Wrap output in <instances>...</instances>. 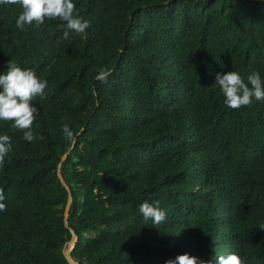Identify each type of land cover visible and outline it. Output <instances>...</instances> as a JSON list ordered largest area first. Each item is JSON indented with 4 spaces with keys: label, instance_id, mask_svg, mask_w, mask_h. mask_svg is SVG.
Instances as JSON below:
<instances>
[{
    "label": "trees",
    "instance_id": "obj_1",
    "mask_svg": "<svg viewBox=\"0 0 264 264\" xmlns=\"http://www.w3.org/2000/svg\"><path fill=\"white\" fill-rule=\"evenodd\" d=\"M72 3L89 25L67 39L60 20L21 30L19 7L0 5V70L15 63L46 82L30 142L0 121L11 144L0 264H69L71 229L78 264H163L184 252L215 264L226 251L264 264V102L227 108L214 84L231 70L264 83V0ZM153 200L165 212L156 225L138 213Z\"/></svg>",
    "mask_w": 264,
    "mask_h": 264
},
{
    "label": "clouds",
    "instance_id": "obj_2",
    "mask_svg": "<svg viewBox=\"0 0 264 264\" xmlns=\"http://www.w3.org/2000/svg\"><path fill=\"white\" fill-rule=\"evenodd\" d=\"M0 5L18 6L20 11L15 17V26L23 30L25 25H40L45 19H58L63 22L62 35L67 39L69 32L83 33L89 25L87 19L73 14L72 0H0ZM107 72L99 69L94 79L103 82ZM45 81L37 77L30 68L6 63V68L0 70V121H10L13 128L22 131V139H33L31 125L37 108L33 99L43 94ZM214 84L223 96V104L230 109L246 106L253 101L264 102V83L260 75L253 71L246 77V81L235 71L217 72ZM61 132L67 139L73 138V131L67 124H61ZM11 150L10 138L0 134V162ZM3 205L0 204V209ZM139 215L156 225L164 220L165 212L159 207V201L151 203L144 201L138 206ZM264 229V224L260 225ZM163 264H202L197 257L187 252L166 259ZM215 264H241L235 252H224L215 257Z\"/></svg>",
    "mask_w": 264,
    "mask_h": 264
},
{
    "label": "water",
    "instance_id": "obj_3",
    "mask_svg": "<svg viewBox=\"0 0 264 264\" xmlns=\"http://www.w3.org/2000/svg\"><path fill=\"white\" fill-rule=\"evenodd\" d=\"M67 154H68V152H65L61 156V160L60 161L64 160L65 157L67 156ZM57 177L60 180V182L64 185V187L68 190V187H67L65 181L63 180V178H62V176H61V174H60V172L58 170H57ZM71 200H72V197H71L70 192L68 191L67 200H66V204L64 206V213H63L64 214V220H65V222H64L65 226H68L67 223H66V217H67V212H68V208H69ZM76 239H77V235L71 229V237H70L69 241H67L66 247H65V249L63 251V254H64V256H65V258H66V260L68 261L69 264H78V262L75 261L70 255V251H71L74 243L76 242Z\"/></svg>",
    "mask_w": 264,
    "mask_h": 264
}]
</instances>
